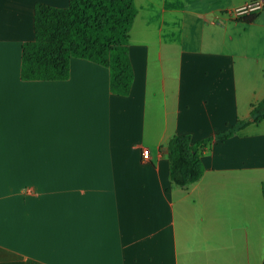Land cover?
<instances>
[{
	"label": "crops",
	"instance_id": "1",
	"mask_svg": "<svg viewBox=\"0 0 264 264\" xmlns=\"http://www.w3.org/2000/svg\"><path fill=\"white\" fill-rule=\"evenodd\" d=\"M248 1L134 0L122 96L82 58L66 80L21 81L35 3L68 0H0V264H262L264 118L214 139L187 188L167 148L264 97V6L223 14Z\"/></svg>",
	"mask_w": 264,
	"mask_h": 264
},
{
	"label": "trees",
	"instance_id": "2",
	"mask_svg": "<svg viewBox=\"0 0 264 264\" xmlns=\"http://www.w3.org/2000/svg\"><path fill=\"white\" fill-rule=\"evenodd\" d=\"M135 16L134 0H68L66 7L35 3L34 37L21 46L20 80H66L70 60L82 58L108 69L112 93L128 95L134 78L128 33ZM263 118L264 97L251 105L249 120L238 119L213 136L192 141L188 134L173 135L167 142L172 183L187 188L196 182L203 173L200 155L214 139L229 138Z\"/></svg>",
	"mask_w": 264,
	"mask_h": 264
},
{
	"label": "built area",
	"instance_id": "3",
	"mask_svg": "<svg viewBox=\"0 0 264 264\" xmlns=\"http://www.w3.org/2000/svg\"><path fill=\"white\" fill-rule=\"evenodd\" d=\"M264 6V0H252L245 4L233 8L227 9L223 12L224 16L229 19L238 20L246 15L257 12ZM141 157L143 161H148L150 158V152L148 148H143L141 151Z\"/></svg>",
	"mask_w": 264,
	"mask_h": 264
}]
</instances>
